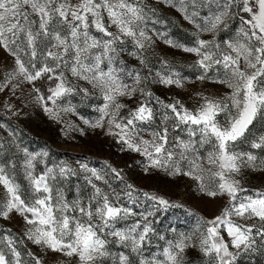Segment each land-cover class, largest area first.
I'll return each instance as SVG.
<instances>
[{
  "label": "snow or ice",
  "instance_id": "obj_1",
  "mask_svg": "<svg viewBox=\"0 0 264 264\" xmlns=\"http://www.w3.org/2000/svg\"><path fill=\"white\" fill-rule=\"evenodd\" d=\"M179 2L184 18L199 32L212 33L213 38H198L194 47L168 43L199 57L196 64L203 72L198 79H209L208 73L214 70L218 77L216 82L230 90L220 98L202 96L203 103L194 111H189L179 101L164 105L171 110L175 127L184 126L187 140L176 137L170 141L169 128L165 126L153 131L151 140L140 137L137 142L143 131L139 125L151 124L154 119L153 110L145 103L130 110L126 118L117 119L119 110L124 107L118 97L133 95L141 83L139 74L133 85L124 82L125 69L119 59L129 39L138 49H144L149 39L140 27L145 20L141 0H0V47L16 56V76L29 83L45 75L49 80L59 81L55 88L49 89L47 96L54 105L58 98L74 91L66 86L65 69L98 89L105 103L99 109L100 120L92 126L100 127L104 117H109V134L118 135L120 142L130 150L145 156L146 171L160 168L169 174L190 175L200 181V190L207 195L227 196L229 203L221 216L204 221L209 226L200 241V251L209 258L206 264H234L241 251L254 250L255 237L264 244V192L240 196L246 189L234 178L241 165L256 166L255 155L236 152L234 147L245 137L253 121L264 116V0ZM201 9H207V14L201 16ZM237 18L240 26L235 36L218 42L216 34L229 30L231 21ZM44 49H47L46 62L38 69L31 64V71L17 55L24 51L35 60L38 50L43 54ZM162 82L181 85L180 80L171 78ZM81 91L87 94V89ZM140 91L143 93V89ZM45 111L54 118L57 116L47 105ZM113 126L119 132H112ZM251 147H264V136L254 140ZM202 149L207 152L206 156L202 155ZM28 155L25 172L31 196L22 198L20 186L8 177L5 167L0 166V185L5 189L0 194V216L8 218L13 211L19 214L29 225L26 235L32 243L62 253L69 258L68 264H136L124 251L113 252L112 245L136 253L140 257L138 264H184L183 252L191 246V236L182 234L179 240L169 241L159 254L145 257L143 246L152 231L147 216L152 213L143 216V223L137 221L117 229L115 225L119 221L134 215L130 208L118 206L119 194L109 196L89 179L93 192L87 197V203L79 196L69 202L56 185L75 175V171L67 166L47 167L42 174L34 176L31 169L36 156ZM184 161L188 164L187 172L181 167ZM81 169L90 171L96 180L103 179L86 165H81ZM158 203L167 205L163 199H158ZM233 215L246 220L258 218L260 225L236 224L229 219ZM222 228L231 238L230 245L221 234ZM5 239L8 253L0 249V264H23L21 253L11 238H0V244H4ZM230 247L237 251H230ZM33 259L35 264H42L39 258Z\"/></svg>",
  "mask_w": 264,
  "mask_h": 264
},
{
  "label": "rangeland",
  "instance_id": "obj_2",
  "mask_svg": "<svg viewBox=\"0 0 264 264\" xmlns=\"http://www.w3.org/2000/svg\"><path fill=\"white\" fill-rule=\"evenodd\" d=\"M140 6L145 15L140 27L149 38L146 47L138 49L129 39L119 59L123 61L125 69L122 74L124 82L133 85L135 76L139 74L141 83L136 86L133 95L118 97V102L124 107L119 110L117 119L126 118L130 110L145 103L153 110L154 119L151 124L139 125L143 131L139 133L137 142L140 137L151 140V133L165 126L169 128L170 141L176 137L187 140L184 126L175 127L173 114L164 105L179 101L186 109L194 111L203 103L202 96L220 98L230 91L216 82L218 77L214 70L208 73L209 79H198L203 72L196 64L199 57L183 50V47H194L198 38L211 40L213 35L199 32L194 24L184 18L183 12L179 10V0H141ZM188 11L191 13L192 8L189 7ZM200 12L204 16L207 9H201ZM239 26L238 18L231 21L230 29L219 31L216 40L220 42L234 37ZM168 41L183 47H174ZM46 51L44 49L41 54L38 50L35 60L24 51H19L17 55L31 71L33 63L37 69L44 65ZM15 61L16 56L12 52L0 47V166H4L8 177L20 186L22 198L31 196L25 172L28 154L36 156L31 169L34 176L42 174L47 167L67 166L76 174L56 185L66 200L71 202L79 196L87 203V197L93 192L88 183L91 179L109 196L119 194L118 206L132 210L134 215L119 221L115 225L117 229H124L137 221L143 223V216L152 213L147 216L152 231L143 246L145 257L159 254L169 241L175 242L184 234L192 238L189 241L191 246L183 252L184 264H206L209 258L200 251V241L207 234L209 226L204 221L221 216L228 206V197L207 195L200 190V181L190 175L169 174L160 168L146 171V157L130 150L120 142L118 135L109 134V117H104L100 127L92 126L100 120L99 109L105 103L98 89L72 76L70 70L65 69L66 86L72 87L74 91L58 98L54 105L47 100V96L50 95L49 89L55 88L59 81L49 80L45 75L29 83L15 75ZM47 62L52 63L50 60ZM9 74H12L11 77ZM167 78L180 80L181 85L163 83L162 80ZM81 89H87V94ZM140 89H143V93ZM40 96L45 99H38ZM45 105L54 109L57 113L55 118L45 111ZM66 108L71 111H64ZM112 132H119V129L113 126ZM261 136H264V116H258L249 126L245 137L235 144L234 151L251 153L257 158L255 167L241 165L239 173L234 174V178L246 189L239 193L240 196L264 192V147H251L252 142L258 141ZM201 153L207 155L203 149ZM81 165L94 169L103 179L96 180L90 171L82 170ZM204 166L208 165L205 163ZM181 167L183 172L189 170L186 161L181 162ZM205 183H208L207 179ZM4 192L3 185H0V194ZM158 199L167 201V205H160ZM229 219L236 224L260 225L258 218L246 220L233 215ZM28 228L29 225L14 211L8 214V218L0 216V238L13 240L21 253L23 264H35L33 257L39 258L42 264H68L69 258L62 253L45 250L28 240ZM221 234L230 245L231 238L227 231L222 228ZM255 239L257 243L254 250L241 251L234 264H264V244L259 237ZM0 249L8 253L6 239L4 244H0ZM229 250L234 253L237 251L231 247ZM112 251H124L136 264L140 259L136 253H130L129 249L119 245H112ZM28 253H32V256ZM160 258L163 259L162 256Z\"/></svg>",
  "mask_w": 264,
  "mask_h": 264
}]
</instances>
